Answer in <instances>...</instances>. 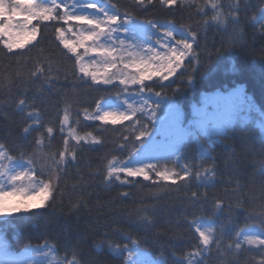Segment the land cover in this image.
Masks as SVG:
<instances>
[{
	"label": "trees",
	"instance_id": "1",
	"mask_svg": "<svg viewBox=\"0 0 264 264\" xmlns=\"http://www.w3.org/2000/svg\"><path fill=\"white\" fill-rule=\"evenodd\" d=\"M220 2L227 16L229 4L236 0ZM204 3L187 0L181 7L179 0L173 6L153 0L139 6L135 0H99L100 5L121 17L127 13L137 22L183 26L197 33L199 43H194L193 49L199 63L193 60L189 68L185 62L188 70L184 75L179 69L169 81L160 82L152 90L180 106L183 126L192 120V106L200 104L204 94L217 92L225 97L241 90L232 123L223 134L205 137L196 131L195 137L189 132L178 147L176 160L161 158L145 163L181 175L185 166L193 172L190 179H177L175 184L157 180L154 175L149 181L128 177L132 183L125 184L105 180L109 161L115 158L127 162L143 146V137L136 140L130 134L133 127L139 129L137 117L151 126L139 114L115 125L90 122L83 118L84 110L93 113L97 101L121 102L137 88L117 96L122 88L118 84L103 86L79 79L74 58L56 39L50 22H45L49 26L42 25L37 39L23 49L8 52L0 43V144L10 155L19 159L23 151L26 157L34 158L37 170L45 157L58 158L68 139L59 130L66 106H70L72 121H79L72 124L76 133H90L101 141L95 145L80 142L77 146L75 140L68 139L76 158L61 166L46 206L0 218V237L7 252L19 253L47 242L61 262L66 256L72 259L75 252L79 264H122L126 256L114 254L108 245L129 246L130 237L154 264L161 258L167 264H185L186 254L202 247L192 223L205 218L212 221L219 247L214 240L203 251L201 264H259L264 259L260 247L242 245L239 252L228 248L236 232L246 225L259 229L264 214V32L259 20L264 0H239V21L229 19L226 28L202 27L203 20L211 15L210 9L209 17L197 12L196 4L203 7ZM37 67L44 69L43 76L32 75ZM145 92L148 90L141 93ZM20 100L25 101L24 106L19 105ZM29 112L38 113L40 124L25 134L24 128L33 124ZM47 127L54 129L52 137L45 134L44 144L37 149L35 141ZM197 141L208 149L209 156L198 152ZM213 167L211 182L196 179L197 169ZM125 192L127 196L122 195ZM216 203L222 210L215 207ZM144 216L150 224L141 223Z\"/></svg>",
	"mask_w": 264,
	"mask_h": 264
},
{
	"label": "snow or ice",
	"instance_id": "2",
	"mask_svg": "<svg viewBox=\"0 0 264 264\" xmlns=\"http://www.w3.org/2000/svg\"><path fill=\"white\" fill-rule=\"evenodd\" d=\"M139 6H147L153 3V0H135ZM187 0H179L180 6L183 7ZM159 3L164 6H173L178 4V0H159ZM196 3V0H193ZM99 0H0V43H3L8 52L14 49H23L26 44L37 39V35L41 31V26L44 28L51 25L54 27L56 39L63 45L69 54L74 58V64L78 67L81 74L79 79L84 80L90 78L92 82L103 85H113L118 81L122 88L117 90V96L121 93H130L129 85H138L136 93L139 94L147 89L149 92L153 90L159 81H153L152 84H146L145 81H152L154 76H159L161 80H167L170 75H175L178 69H181L180 75H184L188 68H185V62L188 67L192 65V61L196 60L199 63V57L195 54L193 44L198 46L197 33L188 29H177L169 24L165 27L161 36L155 40V46L150 43L153 32L160 29L152 21L147 22V27L139 24L136 18L125 13L123 17L118 12H109L106 6L98 7ZM114 7V6H113ZM231 11L227 16L223 12V4L220 0H205L203 7L196 4L197 12L203 17H209V9L211 15L203 20L202 27L207 28L216 26L217 28H226L229 19L233 22L239 21L238 12L241 8L239 0L229 4ZM87 9H95L94 13H89ZM261 12V31L264 32V8ZM16 17H21L16 19ZM255 19V18H254ZM36 21L37 23H33ZM67 26V27H65ZM123 31L128 34V40L122 39L119 33ZM179 33V39L175 33ZM67 33H72L74 40L66 38ZM174 41V43H173ZM158 46V47H157ZM83 49V52L80 51ZM86 57H90L87 58ZM118 65H122L119 67ZM103 68V72H101ZM135 69V72H126V69ZM115 69L116 71H110ZM33 76H43L44 69L37 67L32 73ZM160 95L159 92L156 93ZM230 100V98H225ZM127 104V109L120 111L106 107L100 101L96 102L95 111L91 114L88 110H84L85 120H98L103 123L111 121L115 125L118 121L130 120L137 112H144L143 107H134L133 104L124 101ZM25 101L20 100L19 105L24 106ZM147 104V101H144ZM28 116L33 119V124L24 128L25 134H30L34 125L40 124L38 113L29 112ZM147 119H155V111L147 115ZM141 118L137 117L136 123L139 125L137 130L132 128L131 135H135L136 140L141 137L150 135L149 125L140 122ZM72 121L70 106H66L63 114V119L60 121V132L63 133L68 129V134L76 140V145L79 146L81 140L88 143L87 137L78 135L73 136L75 128ZM138 131V135L136 132ZM54 129L47 127L45 133H42L35 141L37 149H39L45 140V134L50 139ZM88 135H91L90 133ZM92 144L101 143L100 140L93 138ZM143 145V141H141ZM264 147V141L261 142ZM121 147H126L122 145ZM135 147V145H133ZM75 148L69 145L68 139L64 140V150L52 157H45L44 163L40 165L39 170L36 168V161L32 156H25L21 151L19 159H15L9 154L3 144H0V214L8 212H19L28 209L29 201L38 200L35 207L40 208L46 206L49 199L52 198V193L55 191L53 179L59 178V173L63 170L62 165H65L69 160H75ZM262 174H264V165H262ZM105 180L112 184L119 181L120 184L132 183L128 177H143V180H152L153 175L157 180H172L175 184L177 179L184 181L193 176V172L185 166L183 175L180 172L160 170L156 164H145L141 167H136L125 161L113 159L106 166ZM121 173L124 174V179H121ZM196 179L211 182L215 176L213 168H204L203 171L197 169L194 173ZM46 177V178H45ZM157 181H153L156 183ZM127 196L128 193H123ZM196 197V193L192 194ZM19 197L16 201L10 202L6 197ZM215 207L221 209L220 203H216ZM261 224L258 230L245 228L236 232L233 244H229V249H235L239 252L243 244L250 246H260L261 252L264 253V214H261ZM141 223L150 224L151 221L147 216L141 218ZM195 231L199 236V244L202 247H197L195 251L188 252L184 257L185 264H201L200 257L203 251L208 249V246L215 240L216 246L219 247V240L214 237L211 227L204 228L202 225L195 224ZM223 231V227L221 228ZM242 237V239H241ZM131 244L138 247L137 241L131 240ZM114 254L122 256L127 251V257L123 258L122 264H138L132 260L133 252L128 245L113 246L108 245ZM42 248H48L49 252L43 253L46 259L55 252V248L48 245L46 242ZM72 259L67 256L63 258L62 264H79L75 252L72 253ZM2 264H24V261L9 258ZM47 264H60L52 256L47 260ZM159 264H167L161 258ZM259 264H264L262 259Z\"/></svg>",
	"mask_w": 264,
	"mask_h": 264
},
{
	"label": "rangeland",
	"instance_id": "3",
	"mask_svg": "<svg viewBox=\"0 0 264 264\" xmlns=\"http://www.w3.org/2000/svg\"><path fill=\"white\" fill-rule=\"evenodd\" d=\"M37 2H39V0H37ZM100 6H106V5L98 4V7ZM107 10L109 11L108 8ZM86 11L89 13H94L95 9H87ZM20 18L21 17H16V19H20ZM137 23L143 24L146 27L148 26L147 23H142V22H137ZM156 25L160 29V31L157 32L155 29L152 30L153 35L150 43H152L154 46H155V40L161 36L164 28L169 26V24L166 23L156 24ZM177 29H181V28H177ZM174 35H176L177 39L180 38L178 32L175 33ZM119 36L122 39H126V41L129 39L128 34L123 31L119 33ZM66 38L70 40L75 39L72 33H67ZM80 51L83 52V49H80ZM87 58L90 57H86V59ZM118 66L122 67V65H118ZM110 71H116V70L111 69ZM125 71L132 73L135 72L136 70L129 68L126 69ZM101 72H103V68H101ZM172 76L173 75H170L167 80H161L159 76H154L152 81L146 80L145 83H153V81H157V80L159 81V83L167 82L169 81V79H171ZM87 80L91 81L90 78H88ZM114 84L119 85L118 81H115ZM99 85H103V84H99ZM103 86H110V85H103ZM120 86L123 87L122 85ZM138 87H139L138 85H129V88L136 89ZM225 98H230V100ZM125 100H127L128 103L133 104L134 107H143L145 111L143 113L137 112L136 114L142 115L145 118V120L150 123L151 126L149 127L150 135L147 137H143L144 138L143 146L140 147L139 151L135 154L133 159L127 161L128 163L135 165L136 167H141L144 166L146 162H150L156 159L171 158L176 160L178 155V147L184 141L186 135L189 132H193V135L195 137H196V131L201 132L205 137L210 135L218 136L223 134L224 130L227 127H229L232 123L235 105L239 103L241 100V90L238 93L235 92L234 94L225 97L221 96L217 92L213 94H204L201 98L200 104L192 106V113H191L192 120L189 121L184 126L181 124L182 111L180 106L174 103L173 101L167 99L165 96L161 94L157 96L156 92L153 91L151 92L148 91L145 93L140 92L139 94L135 93L132 95H128L121 102L111 100V101H106L102 104H104L106 107H110L111 109L118 108L120 111H124L125 109H127V104L124 103ZM144 101H147L146 105L144 104ZM153 111H155V119L152 120L147 119V115H150ZM88 113L91 114V112ZM132 117L133 116H131V118ZM83 118H84V113H83ZM87 121L103 123L98 120H87ZM108 123H111V121H109ZM64 135L68 139L75 140L71 136H69L68 129H65ZM75 135L81 137L86 136L88 143H85L83 140H81V142L85 144L95 145L91 143V141L94 138L92 135H88V134L79 135L76 133V131H74L73 136ZM197 149L201 155L209 156L208 149L202 146L201 143L198 141H197ZM6 199L10 202H13L20 198L10 196V197H6ZM36 203H38V200L29 201L28 209L37 208L35 207ZM21 211H25V210L22 208ZM12 213H17V212H8V213L0 214V218ZM195 224H199L202 225L204 228H207L212 226V221L210 219H205V218L199 219L196 222L192 223V227L194 230H195ZM249 229L258 230L257 227H251ZM4 245L5 243L0 237V264H2L3 261L9 258L22 260L24 261V264H47V260L51 259L52 256H55V253H52L51 256H49L46 259L43 253L49 252V249L42 247H28L23 249L19 253L13 254L7 252L4 248ZM243 245L247 247H260L258 245L255 246H250L247 244H243ZM129 249L133 252L132 260L137 261L138 264H154L153 261L149 259V257L144 252H142V250H140V248L137 247L136 245L133 244L129 245ZM123 254L127 257L128 252L125 251ZM56 260L60 262V264H62V262L57 258Z\"/></svg>",
	"mask_w": 264,
	"mask_h": 264
}]
</instances>
